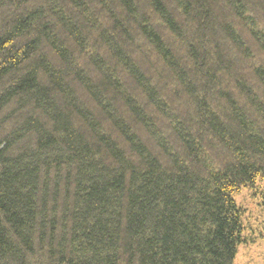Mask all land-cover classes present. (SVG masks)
Here are the masks:
<instances>
[{"label":"trees","instance_id":"1","mask_svg":"<svg viewBox=\"0 0 264 264\" xmlns=\"http://www.w3.org/2000/svg\"><path fill=\"white\" fill-rule=\"evenodd\" d=\"M0 264H264V0H0Z\"/></svg>","mask_w":264,"mask_h":264}]
</instances>
